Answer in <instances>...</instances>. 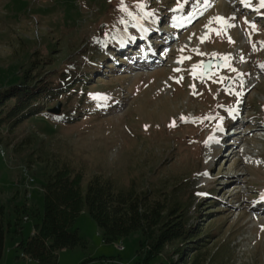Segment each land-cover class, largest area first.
<instances>
[{"label":"rangeland","instance_id":"rangeland-1","mask_svg":"<svg viewBox=\"0 0 264 264\" xmlns=\"http://www.w3.org/2000/svg\"><path fill=\"white\" fill-rule=\"evenodd\" d=\"M123 5L127 11L121 0H0V92L24 81L48 89L32 105L40 113L15 123L0 115L5 218L19 215L23 237L28 236L34 218L22 214V207L41 210L44 165L63 162L83 174L84 185L102 176L118 189L134 187L160 203L169 197L183 207L196 229L182 249L185 260L197 247L203 264H264L260 0H123ZM175 10L183 14L168 19ZM143 37L155 40V67L141 68L136 61L135 43ZM215 59L221 65L213 63L204 73L205 62ZM70 230L81 243L58 251L57 264L138 260L139 231L105 242L87 212ZM5 238L1 264H37L19 257L12 238L20 236ZM171 253L166 246L148 264L165 263Z\"/></svg>","mask_w":264,"mask_h":264},{"label":"trees","instance_id":"trees-1","mask_svg":"<svg viewBox=\"0 0 264 264\" xmlns=\"http://www.w3.org/2000/svg\"><path fill=\"white\" fill-rule=\"evenodd\" d=\"M47 90L45 85L25 81L5 89L0 92V115L4 114L7 121L15 123L40 113V108L32 105ZM7 100H10L9 105H6ZM44 170L41 210L38 207L29 211L22 207V214L29 212L28 215L34 218L33 234L23 237L20 216H16L14 221L6 219L5 208L0 204V262L5 236L11 233L20 236L16 248L29 260L37 264H57L58 251L81 243L77 231L70 230V227L79 214L87 212L102 231L105 242L140 232L136 264H148L166 246L172 247L178 256L174 260L171 253L162 264H203L197 247H192V255L184 259L185 250L182 249L194 240L196 229L183 207L171 204L169 197L160 203L152 198L150 192L137 191L134 187L118 189L112 180L102 176H93L84 185L83 174L63 162H46ZM177 241L181 246L176 245ZM145 246L150 249L143 251ZM90 261L87 259L81 264Z\"/></svg>","mask_w":264,"mask_h":264},{"label":"snow or ice","instance_id":"snow-or-ice-1","mask_svg":"<svg viewBox=\"0 0 264 264\" xmlns=\"http://www.w3.org/2000/svg\"><path fill=\"white\" fill-rule=\"evenodd\" d=\"M138 7H140L141 9L143 8V5L142 4H140V5H138ZM181 7H182V5H181ZM260 7H262V8H264V0H260ZM121 9L123 10V11H127V9L124 7V5H123V0H121ZM213 20L215 21V22H217V23H223L224 22V18H222V17H215V18H213ZM123 22V21H122ZM211 23H212V21H210V23H209V25H206V27H210V25H211ZM227 26H231V25H227ZM251 27H253V28H255V25H251ZM212 30H214V29H212ZM214 31H216V30H214ZM220 34V31H217V35H219ZM207 38V35L205 36V37H202L201 38V42H203V40L204 39H206ZM229 42H233V41H231V39L229 38ZM224 59L225 60H228L229 58L228 57H224ZM195 67H198V66H194V68ZM193 75H195V72H193ZM208 117H205V119H207ZM181 120H184V121H186L187 120V118L186 117H181ZM171 126H175V122H173V124L171 125ZM219 127V126H218ZM210 140H214L215 139V137H210L209 138Z\"/></svg>","mask_w":264,"mask_h":264},{"label":"water","instance_id":"water-1","mask_svg":"<svg viewBox=\"0 0 264 264\" xmlns=\"http://www.w3.org/2000/svg\"><path fill=\"white\" fill-rule=\"evenodd\" d=\"M215 63L216 67H219L221 65V59H215V60H208L204 64V73L208 72L210 69V66ZM50 113H57V109L49 110Z\"/></svg>","mask_w":264,"mask_h":264},{"label":"built area","instance_id":"built-area-1","mask_svg":"<svg viewBox=\"0 0 264 264\" xmlns=\"http://www.w3.org/2000/svg\"><path fill=\"white\" fill-rule=\"evenodd\" d=\"M30 183H31V179L28 178L27 181H26V183H25V187H24V191H25V192H27V191L29 190V188H30ZM33 233H34V229L31 228L30 234H33ZM117 250H118V251H123V250H124V246L121 245V244L117 245ZM19 257H20V258H27V257L24 256L22 253H20V256H19ZM27 259H28V258H27Z\"/></svg>","mask_w":264,"mask_h":264},{"label":"bare ground","instance_id":"bare-ground-1","mask_svg":"<svg viewBox=\"0 0 264 264\" xmlns=\"http://www.w3.org/2000/svg\"><path fill=\"white\" fill-rule=\"evenodd\" d=\"M152 27H154V26L152 25ZM206 31H207V29L204 28V31H203V32H206ZM231 135H233V134H231ZM231 135H230V136H231ZM230 136H229V137H230ZM1 152H2V151H1ZM233 152H234V149H230L229 152H228L227 154H228V155H231ZM31 182H32V180H31ZM25 220H26V219H25Z\"/></svg>","mask_w":264,"mask_h":264},{"label":"crops","instance_id":"crops-1","mask_svg":"<svg viewBox=\"0 0 264 264\" xmlns=\"http://www.w3.org/2000/svg\"><path fill=\"white\" fill-rule=\"evenodd\" d=\"M24 226V225H23ZM9 234H11V233H9ZM22 235H23V228H22ZM29 235H30V233H29ZM28 235V236H29ZM14 236H16V235H14ZM6 239V238H5ZM13 239V240H12ZM11 240L12 241H14V243L16 244L17 242H18V239H16V240H14V238H12ZM5 245V244H4ZM15 246V245H14ZM1 262H2V259H1ZM1 262H0V264H1Z\"/></svg>","mask_w":264,"mask_h":264}]
</instances>
